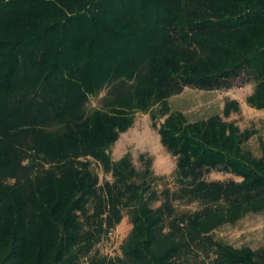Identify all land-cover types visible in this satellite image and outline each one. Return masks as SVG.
I'll return each instance as SVG.
<instances>
[{
  "label": "trees",
  "instance_id": "obj_1",
  "mask_svg": "<svg viewBox=\"0 0 264 264\" xmlns=\"http://www.w3.org/2000/svg\"><path fill=\"white\" fill-rule=\"evenodd\" d=\"M241 74L264 110V0H0V264H264V246L211 236L264 212L255 131L224 120L239 102L190 122L168 101ZM137 113L175 160L173 188L156 189L152 158L111 157ZM124 217L119 253L94 251Z\"/></svg>",
  "mask_w": 264,
  "mask_h": 264
},
{
  "label": "rangeland",
  "instance_id": "obj_2",
  "mask_svg": "<svg viewBox=\"0 0 264 264\" xmlns=\"http://www.w3.org/2000/svg\"><path fill=\"white\" fill-rule=\"evenodd\" d=\"M230 87H222L214 90H202L195 87H184L178 94L169 98L171 109L182 112L190 122L206 119L207 117L222 114L225 100L236 99L240 104V112L232 114L226 121L235 122L241 130H254L255 134L246 143L255 157L264 155V110H255L246 105L245 99L252 92L253 85L244 83V75L241 74L230 82ZM99 106V98L91 99L89 108ZM130 153L134 166L140 170L147 158H152L151 168L157 176L165 179L158 181L156 189L160 191L165 185L173 188L171 175L174 170L175 160L160 143V138L155 129L151 127L148 114L137 113L132 127L120 134L118 140L110 148L113 160H118L125 153ZM143 154L141 161L139 156ZM92 168L98 174L100 184L111 181L109 174H105L101 167L94 163ZM207 180H238L233 175L219 172H211L205 177ZM155 205H158L156 203ZM181 210H193L196 205L184 207ZM130 222L124 217L119 225L111 229L94 248L100 255L111 257L119 253V247L130 231ZM216 240H221L234 247L247 245L253 249L264 246V212L249 213L234 225H225L211 233ZM79 264H85V260Z\"/></svg>",
  "mask_w": 264,
  "mask_h": 264
}]
</instances>
